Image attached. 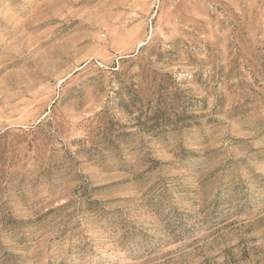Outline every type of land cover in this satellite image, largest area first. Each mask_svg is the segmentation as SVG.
Returning a JSON list of instances; mask_svg holds the SVG:
<instances>
[{"label": "rangeland", "instance_id": "rangeland-1", "mask_svg": "<svg viewBox=\"0 0 264 264\" xmlns=\"http://www.w3.org/2000/svg\"><path fill=\"white\" fill-rule=\"evenodd\" d=\"M0 264H264V0H0Z\"/></svg>", "mask_w": 264, "mask_h": 264}]
</instances>
